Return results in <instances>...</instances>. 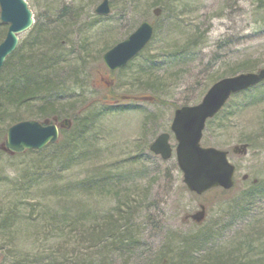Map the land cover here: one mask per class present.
Returning <instances> with one entry per match:
<instances>
[{
    "label": "rangeland",
    "instance_id": "1",
    "mask_svg": "<svg viewBox=\"0 0 264 264\" xmlns=\"http://www.w3.org/2000/svg\"><path fill=\"white\" fill-rule=\"evenodd\" d=\"M27 1L34 17L55 6L56 23L43 25L34 45L31 30L21 32L14 51L25 44V57L50 55L61 33L66 51L49 73L67 90L51 104L59 120L84 127L73 161L57 157L54 144L69 139L61 132L34 165L38 156H9L4 144L11 117L45 120L42 100L0 112V222L10 221L0 230L3 264H43L49 255L59 264H264V82L231 96L203 132L202 144L229 150L237 167L227 194L188 190L170 127L175 109L201 100L218 76L264 67V0H109L107 15L95 13L102 0ZM144 20L152 40L110 72L103 54ZM6 31L0 18V40ZM109 96L123 101L111 107ZM162 132L174 148L167 160L149 149ZM26 168L36 172L31 183ZM98 174L108 179L84 184ZM254 183L259 189L244 198Z\"/></svg>",
    "mask_w": 264,
    "mask_h": 264
},
{
    "label": "water",
    "instance_id": "2",
    "mask_svg": "<svg viewBox=\"0 0 264 264\" xmlns=\"http://www.w3.org/2000/svg\"><path fill=\"white\" fill-rule=\"evenodd\" d=\"M111 12L109 0H102L95 7L96 14ZM158 13V12H157ZM0 18L8 24L5 39L0 43V69L5 59L15 50L21 32L27 31L34 23L33 12L27 0H0ZM154 25L148 20L142 23L126 39L118 42L103 54L107 68L115 71L125 66L151 40ZM264 80V67L257 71H245L222 77L211 84L202 99L195 104L176 108L171 130L177 140L175 147L177 164L183 173V182L191 192L203 194L214 187L231 188L235 183L236 165L229 159V151L202 144L203 131L208 119L213 118L229 98ZM26 119L14 123L7 130L4 148L11 153H22L30 149H42L58 140L60 128L70 127L71 121L64 119L52 123ZM170 133L162 132L150 144V150L167 160L174 148ZM246 146H235V151ZM247 178V175L244 176ZM205 211L192 215L196 221L203 220Z\"/></svg>",
    "mask_w": 264,
    "mask_h": 264
},
{
    "label": "trees",
    "instance_id": "3",
    "mask_svg": "<svg viewBox=\"0 0 264 264\" xmlns=\"http://www.w3.org/2000/svg\"><path fill=\"white\" fill-rule=\"evenodd\" d=\"M58 0L55 1V5ZM96 3L95 0H92L90 3V6L93 7ZM54 7L52 6L47 10V13L44 16H41V14L35 16V23L33 24L31 30V36L28 38L29 45H34L37 43L42 37L43 34H41L42 26H48L52 27L56 22H54L52 16V13L54 11ZM66 5H64L63 15H67ZM54 38H51L50 42H54V46L52 50L53 52L50 53V55L47 56H39L34 57L32 59L25 57L23 53V48L25 47V44H22L17 51H13L5 60L3 67L5 69H8L10 71L9 76H5V72L3 71L4 68L0 69V112L5 114V112H10L12 109H17L22 106H25L27 104H30L31 102L35 100H42V108L40 109V114L38 117H44L45 120L52 118H58V114L54 108V106L51 104L52 99L58 98L61 94L66 93V88L62 87H53L52 83H55L54 80L51 78V74L49 73V70L51 68L52 63H55L58 61V59L62 56L65 49L62 48V45H60V39L62 38L61 33H56L52 36ZM2 40H0L1 42ZM245 69H252L250 66H246ZM45 70V71H44ZM44 71V73H43ZM234 75V74H233ZM223 77V75L218 76L216 80ZM32 85V87H30ZM256 87V86H254ZM252 87V88H254ZM250 88V89H252ZM249 90V89H248ZM247 91V90H246ZM245 92V91H244ZM243 93V92H241ZM239 94V93H238ZM114 99V100H111ZM109 101H112L113 103L109 106L113 107L115 103H120L123 101L122 99L118 98H112L108 97V99L104 100V102L110 103ZM218 115V114H217ZM18 118L11 117L10 121L17 122ZM65 119V118H62ZM61 119V120H62ZM68 119L71 120V118L68 117ZM21 120V119H20ZM44 120V121H45ZM72 121V120H71ZM4 124H7V122H4ZM84 124H73L70 127V129H63L61 130L62 133L69 134V139H64L62 142H59L57 144H54V147L57 152V157L61 163L65 161H73V157L75 155L74 150V143L75 139H77L78 135H80L83 131ZM51 146V145H49ZM48 147V146H47ZM46 147V148H47ZM46 148L42 150H27L26 152L22 153L23 155L27 154H33L38 156L36 158L34 165L40 163L39 154L42 152H45ZM76 148V147H75ZM9 156H14L18 154H11L7 151H4ZM52 163L51 161L47 164ZM25 176H22L23 179H25L24 183H31L34 176H36V172H33V170H28L27 168L24 171ZM38 174V171H37ZM108 179V176L105 174H98L94 175L88 180L84 182L90 183L92 185H98L102 182H105ZM259 184L254 183L251 185L250 192L245 194L246 199H251L254 195L253 192L257 191L259 189ZM234 187L231 189L233 190ZM231 190H224L222 188H216L213 192H218L221 194H227ZM243 198V199H244ZM238 202V201H237ZM236 202V203H237ZM238 205V204H237ZM234 208V206H233ZM9 217L5 216L2 218L0 222V230H4L5 227L9 226ZM205 233L210 235L211 233L207 232L205 230ZM0 259L2 260V264L4 262L3 256H0ZM57 257L53 255H49L45 258L46 263L43 264H59L57 262ZM0 260V261H1ZM40 264L39 262L35 260H28V258L21 259L17 261V264Z\"/></svg>",
    "mask_w": 264,
    "mask_h": 264
},
{
    "label": "bare ground",
    "instance_id": "4",
    "mask_svg": "<svg viewBox=\"0 0 264 264\" xmlns=\"http://www.w3.org/2000/svg\"><path fill=\"white\" fill-rule=\"evenodd\" d=\"M19 36V35H18ZM30 87H32V85H30ZM60 135L58 136V139H59Z\"/></svg>",
    "mask_w": 264,
    "mask_h": 264
}]
</instances>
